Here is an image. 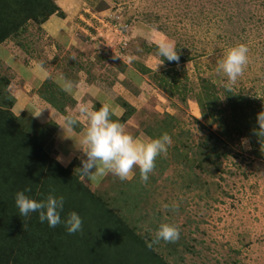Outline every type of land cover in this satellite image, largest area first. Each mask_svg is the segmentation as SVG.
Masks as SVG:
<instances>
[{"label":"rangeland","instance_id":"obj_1","mask_svg":"<svg viewBox=\"0 0 264 264\" xmlns=\"http://www.w3.org/2000/svg\"><path fill=\"white\" fill-rule=\"evenodd\" d=\"M54 1L66 17L54 14L43 25L31 21L24 34L0 44L13 57L12 65H19L18 69L6 70L7 63L0 57V74L11 79V72L18 70L17 82H22L32 96L38 93L39 99L34 95L25 100L23 111L29 110L41 123H57L51 153L56 159L62 158L59 162L64 167L81 171L83 154L72 139L63 138L60 126L69 113L78 114L80 104L95 108L100 100H106L121 117L126 112L121 103L128 102L135 115L125 124L126 130L141 138L151 137L149 127L175 114L180 122L176 130L182 128L192 142L199 143L209 131L220 129L217 124H205L209 128L203 129L193 119L206 123L192 99L206 81L223 104L227 89L264 100V0ZM53 19L63 25L55 35L49 28ZM161 38L174 42L180 54L192 55L175 67L182 84L190 89L187 103L180 95L170 98L155 80L170 67L156 53L146 52L143 45L156 44ZM238 44H246L249 49L248 65L236 83L228 84L216 71L217 62L227 48ZM115 55L121 58L114 59ZM106 56L103 62L101 58ZM142 65L151 72H142ZM83 66L92 69V76L81 70ZM61 74L71 77L79 91L71 95L74 102L66 107L67 115L55 109V118L40 91ZM86 127L87 118L79 116V124L69 135L82 134ZM171 138L170 146L176 143ZM245 138L246 145L241 143ZM230 149L222 160L223 170L212 168L211 172L179 162L168 150L160 156L168 166L154 169L146 184L140 179L146 186L141 195L131 186L140 176L138 167L128 180L112 174L95 180L80 178L92 191L104 195L119 215L127 217L139 235L154 237L155 227L161 223L178 226L180 246L177 253L167 255L170 264H264V152H256L246 136L231 142ZM136 195L141 199H133ZM112 197L122 200L114 202ZM160 245L167 246L164 242Z\"/></svg>","mask_w":264,"mask_h":264},{"label":"trees","instance_id":"obj_2","mask_svg":"<svg viewBox=\"0 0 264 264\" xmlns=\"http://www.w3.org/2000/svg\"><path fill=\"white\" fill-rule=\"evenodd\" d=\"M54 14L66 17L54 0H0V44L24 34L31 21L43 25ZM143 48L157 54L156 44L144 43ZM190 56L182 53L178 62L161 58L170 68L164 71V76L154 77L170 98L180 95L184 103L191 93L187 85L182 84L180 71L175 67L190 60ZM102 58L104 62L108 56ZM142 66L139 67L142 72H151L147 66ZM84 69L92 76L91 68L81 67ZM10 84L11 79L0 74V264H170L167 255L178 252L179 241L164 242L166 247L160 245L161 241L149 248L146 242L153 237L137 234L127 217L119 215L104 195L92 191L82 181L81 171L73 166L64 167L52 155L57 123H41L29 110L20 114L14 111L16 98L9 91ZM43 87L45 91H40V95L60 113L67 115L66 107L74 102L71 95L50 81ZM225 96L224 105L206 81L192 97L201 108V118L206 123L196 118L194 121L206 130L209 127L205 124L220 127L219 132L209 131L199 143L192 142L188 132L182 128L176 130L180 129V122L175 114L169 115L156 127H149L147 133L155 138L170 131V136L176 140L168 149L173 157L207 172L212 168L223 170L222 160L230 154V143L240 137H248L256 152H264V146L253 132L259 127L257 114L264 111V100L231 89L226 90ZM117 98L119 102L120 97ZM121 105L126 110L125 114L121 117L114 115L112 119L125 125L135 115V109L126 101ZM100 107L101 104L95 105V109ZM167 163L158 157L155 169H164ZM145 184L138 176L131 186L136 187L141 195ZM26 187L32 189L26 194L37 200L46 198L53 190L56 195H63L65 207L62 218L76 211L83 218V230L70 235L62 224L50 228L46 222L41 223L38 213L21 217L15 204V194ZM133 199L137 201L141 197L136 195ZM111 200L119 202L122 197H112Z\"/></svg>","mask_w":264,"mask_h":264},{"label":"clouds","instance_id":"obj_3","mask_svg":"<svg viewBox=\"0 0 264 264\" xmlns=\"http://www.w3.org/2000/svg\"><path fill=\"white\" fill-rule=\"evenodd\" d=\"M157 55L163 60L179 61L180 54L175 43L167 38H161L156 42ZM249 49L246 44H238L227 48L222 58L217 62L218 73L226 77L228 84L236 83L243 75L248 65ZM121 58L119 56L114 57ZM131 57L129 63H131ZM62 91L69 95L76 94V86L63 74L58 75L54 81ZM101 107L90 108L87 104L77 106V113H69L65 117V123L60 125L64 132V139H72L74 146L83 155L80 157L82 167L81 175L87 180H95L99 177L112 174L121 180L132 178L134 168H139L140 179L143 182L149 180V174L156 166V160L161 155H166L172 138L168 133L159 137L141 138L133 136L126 130L123 123L112 119L116 108L106 100H100ZM40 114L36 115L39 116ZM79 116L87 118V127L82 134L69 135L75 131L79 124ZM258 128H254V134L259 138L261 146H264V111L257 114ZM247 144V139L241 141ZM86 157V158H85ZM58 161L63 162L61 157ZM31 187H26L15 194V204L21 217H30L38 213L39 221L47 223L50 228L63 225L68 234H76L83 230V218L72 211L62 218L65 207V197L56 195L55 191L49 192L46 198L37 200L26 193H31ZM169 207L168 205L164 206ZM180 238V229L175 224L161 223L154 237L146 242L149 248L161 241L175 243Z\"/></svg>","mask_w":264,"mask_h":264},{"label":"crops","instance_id":"obj_4","mask_svg":"<svg viewBox=\"0 0 264 264\" xmlns=\"http://www.w3.org/2000/svg\"><path fill=\"white\" fill-rule=\"evenodd\" d=\"M80 18H81V16H80ZM54 22H56L55 21V19H53V26H51V27H49L50 29H51V31H52V34L53 35H55V34H57V32H60V30H61V27L63 26V25H60L59 23H54ZM58 22H60V21H58ZM83 22V21H82ZM46 27V26H45ZM49 28H47V29H49ZM66 31H68V30H66ZM0 57L2 58V59H4V61H5V63H7V65L6 66H8V68L6 69V70H8V69H18L19 68V65H18V63L16 64V65H12V61H13V57H10V55H9V53H7V52H5L3 49H1V47H0ZM1 63V62H0ZM8 63H10V65H8ZM18 67V68H17ZM20 69H21V67H20ZM19 69V70H20ZM37 72L39 71V69H35ZM11 72V71H10ZM11 79H12V81H11V84H10V86H9V91L12 93V95L16 98V103H15V109H14V111L17 113V114H20V112L22 113L23 112V110L27 107L26 106V103L28 102L27 101V99H28V97H31L32 96V94L29 92V90L26 88V87H24L23 85H22V82H20V83H18L17 82V80H18V70L17 71H12L11 72ZM37 74H40L39 72L37 73ZM19 76H20V74H19ZM38 78V77H37ZM24 89H26V90H28V91H25ZM79 88L78 87H76V92H77V90H78ZM79 91V90H78ZM24 92V93H23ZM26 92V93H25ZM27 92H29V94H27ZM25 95V96H24ZM34 95H36L35 97L37 98V99H39V95H38V93H35ZM33 95V96H34ZM39 97H38V96ZM32 96V97H33ZM73 97L75 96V95H72ZM25 98V99H24ZM27 102H26V101ZM41 101H43L42 100V98L40 99ZM74 100V99H73ZM32 102V101H31ZM37 101H35V103H36ZM49 106H50V114H51V116L52 117H55V118H57V113H56V111H53V110H55V108H53L50 104H48ZM44 108L46 107L47 109L49 108V107H47V106H43ZM52 108V109H51ZM47 109H45V110H47ZM60 113V112H59ZM63 119L64 118H62V121H63ZM64 123V122H63ZM61 125H63L62 123H61ZM63 132V131H62ZM66 142V141H65ZM68 143V142H67ZM66 143V144H67Z\"/></svg>","mask_w":264,"mask_h":264}]
</instances>
